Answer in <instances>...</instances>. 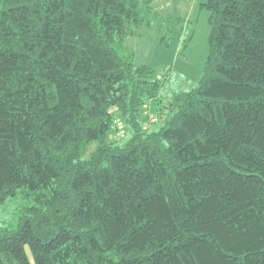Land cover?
I'll use <instances>...</instances> for the list:
<instances>
[{
	"label": "trees",
	"instance_id": "16d2710c",
	"mask_svg": "<svg viewBox=\"0 0 264 264\" xmlns=\"http://www.w3.org/2000/svg\"><path fill=\"white\" fill-rule=\"evenodd\" d=\"M201 5L165 106L120 46L151 0H0V264H264V0Z\"/></svg>",
	"mask_w": 264,
	"mask_h": 264
},
{
	"label": "rangeland",
	"instance_id": "374dc122",
	"mask_svg": "<svg viewBox=\"0 0 264 264\" xmlns=\"http://www.w3.org/2000/svg\"><path fill=\"white\" fill-rule=\"evenodd\" d=\"M204 1L151 0L148 22L120 45L121 53L135 64L152 68L161 81L160 97L165 106L172 92L195 86L200 77L209 33L208 12L201 5ZM168 110L163 109L164 116ZM120 125L125 135L126 127ZM30 203L22 195L6 200L0 206V226L15 228L22 207Z\"/></svg>",
	"mask_w": 264,
	"mask_h": 264
}]
</instances>
